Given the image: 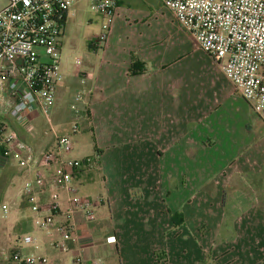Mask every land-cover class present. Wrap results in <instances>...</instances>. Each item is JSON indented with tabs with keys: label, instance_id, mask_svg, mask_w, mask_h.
<instances>
[{
	"label": "crops",
	"instance_id": "obj_1",
	"mask_svg": "<svg viewBox=\"0 0 264 264\" xmlns=\"http://www.w3.org/2000/svg\"><path fill=\"white\" fill-rule=\"evenodd\" d=\"M121 3L106 41L84 65L63 68L60 51L62 80L48 116L28 110L31 127L26 130L6 110L1 114L21 141L49 152L55 149L50 131L61 119L64 98L81 94L72 110L75 133L85 121L80 127L92 134L95 155L86 157L91 162L76 171L73 185L75 179L91 182L97 174L98 194L76 192L101 198L92 208L95 219L87 222L75 213L67 250L59 252L53 244L57 227L68 221L66 206L50 231L35 227L29 205H22L25 171L14 160H2L0 264H6L7 251L43 256L45 264L98 259L100 264H264V132L252 117L257 116L170 10L160 9L151 20L136 9H119ZM79 10L68 16L63 38ZM132 57L145 66L142 74H128ZM213 156L221 160L216 168L208 162ZM39 199L48 200L43 194ZM2 205H8V213ZM227 205L234 213L232 237L204 245V235L195 234L203 220L194 216L193 207L202 212L216 207L221 225ZM177 214L176 226L172 216ZM25 235L40 239L38 250L22 243ZM110 237L114 243H108Z\"/></svg>",
	"mask_w": 264,
	"mask_h": 264
},
{
	"label": "built area",
	"instance_id": "obj_2",
	"mask_svg": "<svg viewBox=\"0 0 264 264\" xmlns=\"http://www.w3.org/2000/svg\"><path fill=\"white\" fill-rule=\"evenodd\" d=\"M84 1L101 19L99 30L90 41L91 49L96 50L107 39L119 0H6L0 9V161L14 160L25 171L20 192L34 215L35 227L50 231L66 206L68 221L57 227L59 238L53 244L59 252L67 250L66 240L74 227L69 219L80 212L87 222L93 221L92 208L95 202H101L99 197H79L73 185L74 173L91 161L68 158L71 144L65 136H54L53 151H36L8 128L1 114L6 110L9 118L26 130L31 127L28 110L50 114L62 80L60 51L66 21ZM159 2L173 13L264 124V0ZM75 65H80L79 59H75ZM81 100V94H76L70 109L75 111ZM77 128L74 123L72 132ZM60 193L65 194V199ZM42 194L47 195L45 204L39 199ZM1 209L6 214L9 207L2 205ZM43 210L45 215H41ZM21 240L25 246L39 249L37 236L25 235ZM107 241L114 243L115 239L110 237ZM46 262L43 256L22 251H13L4 260L6 264ZM100 263L98 259L92 264Z\"/></svg>",
	"mask_w": 264,
	"mask_h": 264
},
{
	"label": "rangeland",
	"instance_id": "obj_3",
	"mask_svg": "<svg viewBox=\"0 0 264 264\" xmlns=\"http://www.w3.org/2000/svg\"><path fill=\"white\" fill-rule=\"evenodd\" d=\"M122 3L119 6V9H136L140 16L149 17L151 20L156 15V13L162 10H166L165 6H163L159 0H121ZM6 0H0V9L5 5ZM75 9H80V13L78 14L77 20L75 24L71 21L67 24V30L65 36L62 40V50H61V65L64 68L66 65L68 70H72L75 64V59L80 60V65H84L87 60L88 55H93V49L90 47V41L93 35H95L99 30L101 19L99 16L95 15L93 12L89 10V6L86 1L81 2ZM77 15V11H76ZM150 20V21H151ZM90 39V40H89ZM79 65V66H80ZM73 92L67 95L65 100V105L61 113L59 114L61 119L58 121V126L56 128H52L50 131L51 136H65L68 138L71 144V151L69 153L70 158L72 159H83V157L92 156V159L95 155L94 150V140L90 131L80 126H85V121L80 124L79 122V131L77 133L72 132V128L74 125L73 121V111L70 109V105L73 103ZM241 101L245 103L242 99ZM241 102V103H242ZM247 105V104H246ZM248 106V105H247ZM249 108V106H248ZM250 109V108H249ZM66 118L64 121L63 119ZM254 120L256 121L257 126L264 132V124L261 121L252 115ZM85 124V125H84ZM81 128V129H80ZM258 129V130H260ZM259 132V131H258ZM261 132V131H260ZM213 153V152H212ZM214 157V156H213ZM218 160L216 157L209 158L208 162L212 168H216L218 165ZM75 186L78 190V195L91 197L100 192V180L97 178V174L94 176V180L91 182H82L75 179ZM245 205H239L238 208L243 209ZM227 209L226 216L224 217V221L221 222V225L217 222V208L216 207H204L202 212V207H193V214L195 217H199L202 219V225L196 223L198 225L196 235L199 234L201 237L200 240L204 243V245H208L211 247L212 245H217L218 243L222 244L225 240H228L232 237V216L234 215L229 209V205L225 207ZM194 223H192L193 225ZM207 224V226H206ZM203 226L206 231H204ZM190 227V225H189ZM193 227V226H192ZM190 227V228H192ZM213 252V251H212ZM211 252V253H212ZM208 254V258L213 256L212 254ZM9 255V251H7V256ZM2 259V257H0ZM7 258V257H6ZM4 261V260H2ZM209 263V264H214Z\"/></svg>",
	"mask_w": 264,
	"mask_h": 264
},
{
	"label": "trees",
	"instance_id": "obj_4",
	"mask_svg": "<svg viewBox=\"0 0 264 264\" xmlns=\"http://www.w3.org/2000/svg\"><path fill=\"white\" fill-rule=\"evenodd\" d=\"M145 70H146L145 66L141 62L136 60L134 57L131 58V64H130V67L128 69L129 75L142 74ZM76 176H77V172L74 173V177H76ZM22 205H23V207L28 206V203H27V200L25 197L22 200ZM177 218H179V220H180L181 216L178 214L175 216L174 215L172 216V222L176 226L180 224V222L177 221Z\"/></svg>",
	"mask_w": 264,
	"mask_h": 264
}]
</instances>
